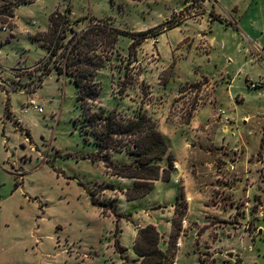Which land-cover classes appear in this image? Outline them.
Wrapping results in <instances>:
<instances>
[{
    "label": "rangeland",
    "instance_id": "obj_1",
    "mask_svg": "<svg viewBox=\"0 0 264 264\" xmlns=\"http://www.w3.org/2000/svg\"><path fill=\"white\" fill-rule=\"evenodd\" d=\"M18 4L2 0L0 12L10 16ZM56 9L68 22L55 18L51 30L37 33L39 42H33L28 32L45 27ZM7 16L0 18L10 28L0 30V264L98 263L106 226L87 189L102 181L103 172L87 159L97 152L95 133L106 122L97 127L89 120L112 111L125 119L147 113L167 140L169 151L156 163L183 193L170 240L177 250L179 238H188L178 263L264 264V0H39L19 10L14 41L15 17ZM166 19L182 27L147 38L132 51L127 35L114 45L94 37L72 50L75 33L91 25L140 33ZM53 38L60 48L49 57ZM77 52L103 62L95 101H79L69 79L65 85L48 79L37 90L50 68L51 75L74 80L75 67L68 73L64 67ZM45 54L42 70L29 68ZM29 98L42 111L30 110L19 128L18 120L6 116V102L21 117ZM202 107L211 111L206 126L191 121ZM176 166L184 171L177 183ZM99 187L101 195H113L104 192L112 186ZM182 187L199 197L192 216ZM105 203L113 208V201Z\"/></svg>",
    "mask_w": 264,
    "mask_h": 264
},
{
    "label": "trees",
    "instance_id": "obj_2",
    "mask_svg": "<svg viewBox=\"0 0 264 264\" xmlns=\"http://www.w3.org/2000/svg\"><path fill=\"white\" fill-rule=\"evenodd\" d=\"M1 14H6V10H2ZM14 15V12L11 16ZM55 18H60L62 23H67V16L54 12L51 15V21L54 23ZM218 20L222 21V18L218 16ZM181 22H175L173 19L166 20L163 24L157 26L154 29L147 30L140 33H130L120 29L109 27L108 25H91L82 35L75 33L71 39L73 45L72 50H79L82 43L95 42L94 37L100 39H106L110 45H114L118 42L119 37L122 35L131 36L133 43L130 46V51L136 49L147 38L155 37L160 33L172 30L180 26ZM157 29L156 33H153ZM55 38V37H54ZM52 39V45L49 48V57H53L57 54L60 46L56 39ZM69 48V47H67ZM80 51V50H79ZM85 63L83 60H85ZM44 59L42 62H45ZM95 58H85L81 52H77L74 59L71 62H65L64 72L68 73L67 68L75 67L74 83L76 84L79 94L77 99L79 101L90 100L95 101L100 93L101 88H97L94 85L96 72L104 67L102 60L95 62ZM47 67V66H46ZM53 69H48L46 75L51 74ZM73 73V72H70ZM78 74H85L80 77ZM43 78L42 81L43 82ZM84 82L88 85L89 91L84 92ZM10 102H7V115L11 114ZM93 125H101V121L106 123L103 126V132H96V144L99 147V152L91 156L92 160H101L105 163V166L109 172L113 175L133 178L136 180L133 188L127 191V197L129 199H137L146 196L154 187L155 181L164 180L170 181L171 174L168 169H164L160 164L156 163L162 160L168 153L169 147L165 136L159 130L157 122L147 113H142L135 118L125 119L119 115L116 111L109 112L108 114H95ZM118 137L121 138V142ZM85 141H89L88 137H85ZM127 141V143H125ZM112 152H128L134 157V160L130 163L116 164L112 158ZM172 166V162H170ZM90 194L91 201L94 205L103 208L104 214H107V206L97 198V191L87 189ZM112 213L118 216L115 208H110ZM161 241V235L156 227L148 226L143 228L138 236L135 250L141 258L140 264H175V257L177 254L176 247H171L167 252L160 249L159 244ZM117 249L120 253H123L125 249L117 242Z\"/></svg>",
    "mask_w": 264,
    "mask_h": 264
},
{
    "label": "crops",
    "instance_id": "obj_3",
    "mask_svg": "<svg viewBox=\"0 0 264 264\" xmlns=\"http://www.w3.org/2000/svg\"><path fill=\"white\" fill-rule=\"evenodd\" d=\"M1 1L2 0H0V2ZM38 1L39 0H20V4H18L15 7V11H14L15 27L11 31V35H10L13 41L16 40L18 36V30L21 25L19 10L24 6H27L28 4L31 5L32 3L38 2ZM56 11H59L62 14H64L63 11L56 9L50 14V20L46 24L45 27L39 26L38 28H35L32 31L28 32V35L33 42H37V43L39 42L33 37L37 33H45L51 30L53 26L52 25L53 22L51 21V15ZM205 19H206V15L203 13L201 20L203 21ZM31 23L33 27L37 26V22L35 20H32ZM236 26H239V23H237ZM180 27H182V25L178 26L175 29H179ZM175 29H172V30L174 31ZM0 44H3V42L0 41ZM45 57H47V55L38 59L35 62V65L29 68L36 67L40 63L39 61L40 60L43 61ZM1 63L2 61L0 60V66H2ZM54 72L55 71H52V73ZM51 74H49V76L46 77V79L37 89L38 91L43 90L45 88L46 82L48 79L54 78L58 82H63L64 85L67 84V79H69L71 82L73 81L72 78L70 77H67L66 79H61L60 76L51 75ZM12 78L15 79L16 78L15 75H13ZM1 84H2L1 87L4 88L5 83L1 82ZM33 93L36 94L37 91L30 92V95H32ZM31 100H34V99L29 98L28 103H27L28 105ZM35 103L38 105L36 101ZM210 106H211L210 107L211 110L215 112L216 111L215 105L211 104ZM10 107H11L10 108L11 114L8 116L7 115V102H6V107H5L6 116L8 117V119H11L10 117L12 116L14 121L18 120L21 123V125H17L19 126V128H22V125L24 124L26 120V117L24 116L27 115L30 112V110H38V109H34L31 106L29 108H23L21 110L22 116L20 117V115H16L17 112L14 111V108L11 106V104H10ZM208 108L209 107L207 108L202 107L201 110L199 109L194 119L191 120L192 123H194V120H199V121L201 120L200 122H202L203 126H206L205 123L208 121V119H206L205 117H210L209 113L211 112V111H207ZM200 111H202V113L204 112L203 115H199ZM221 112L225 113V111H221ZM93 142L94 144H96L95 140H93ZM87 143H90V140ZM98 152H99V147L97 145V152L95 154H97ZM121 155L123 157L119 158V156ZM91 156L88 157L87 160L92 161L93 163L102 165V172H103L102 181L99 182L96 186L92 187L91 189L94 191H97V188H100L99 186H103V185L112 186L110 187V189H106L104 191V192L111 191L113 193V195H110L112 198L108 197V195L106 194L101 195L100 192H97L98 193L97 198L102 203H104L107 207L108 205L105 202L113 201L112 207L115 208L118 213V216L115 215L114 213H112V211L108 207L107 214H104L103 208L98 207L92 203L90 194L88 193V190H87L88 198L91 204L93 205L96 217L99 219V221L103 225L106 226V228H102L103 231L101 232L102 238L100 240L101 243L98 247L99 253L97 254V258H96L98 260L97 264H140L141 258L136 253L135 246H136V242H137L140 231L143 228H146L148 226H154L157 228V230L159 231L161 235V241H160L159 247L164 252H167L170 249V240L173 237V230H174L173 216L177 214L176 210L178 207V203L183 198V193L180 192L179 190L180 187H177L173 181L158 180V181H155L153 189L146 196L137 198V199H129L127 197V191L130 188H133L136 180L133 178H124V177L113 175L111 172L107 170L105 163L103 161L92 160ZM111 158L116 164H119V165L124 164V163H130L134 160V157L127 152H112ZM178 169L179 170L176 172V174L173 177L174 179L178 178L180 174L184 173L183 169L179 167ZM182 188L184 189L187 198H190L191 200L189 204L190 206L189 212L192 216L193 214L192 211L194 209V203L199 202L197 201V199L199 200V197H195V195L191 192V189L189 187H182ZM118 229H119V233L117 235L116 232ZM184 238H185V241L183 240ZM179 239L178 240L180 244L177 248V254H176V259H175L176 264H179L178 263L179 262L178 251L181 252V249L184 248L186 245V240L188 241V238L184 237V235H182V237H180ZM117 242L119 243L121 247L125 249L123 253H120L119 250L117 249Z\"/></svg>",
    "mask_w": 264,
    "mask_h": 264
},
{
    "label": "built area",
    "instance_id": "obj_4",
    "mask_svg": "<svg viewBox=\"0 0 264 264\" xmlns=\"http://www.w3.org/2000/svg\"><path fill=\"white\" fill-rule=\"evenodd\" d=\"M6 16H7V15H4V14H1V13H0V18H1V17H6ZM7 17L11 20V19L14 18V15H12V16L10 15V16H7ZM0 30L3 31V32H9V31H10V28H9V26H8L7 23L5 24V23L0 22ZM261 50H263V51L261 52L260 55H261V56H264V48L260 49V51H261ZM260 55L258 56L259 59L261 58ZM41 64H42V63H39V64L37 65V68H39L40 70H42L41 67H40V66H42ZM46 76H49V75H46V72H43L42 77H46ZM251 87H252V88H256V85L253 84V85H251ZM30 106L33 107L34 109H38L39 111H42V109L39 108V106L35 103L34 100H31V101H30V103H29V105L27 106V108H29ZM176 170H178V167H177V166H176ZM175 181H176V183L179 182V178H177Z\"/></svg>",
    "mask_w": 264,
    "mask_h": 264
}]
</instances>
